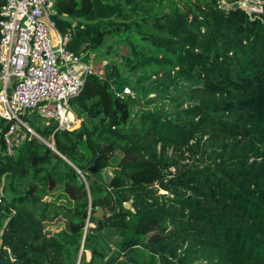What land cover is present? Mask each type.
<instances>
[{
  "label": "trees",
  "instance_id": "16d2710c",
  "mask_svg": "<svg viewBox=\"0 0 264 264\" xmlns=\"http://www.w3.org/2000/svg\"><path fill=\"white\" fill-rule=\"evenodd\" d=\"M225 1L54 0L75 53L115 34L128 76L177 81L188 103L161 111L117 96L122 75L111 61L69 98L78 128L31 122L54 149L31 136L7 154L1 142L2 257L264 264V0L250 13Z\"/></svg>",
  "mask_w": 264,
  "mask_h": 264
},
{
  "label": "built area",
  "instance_id": "2783aa9c",
  "mask_svg": "<svg viewBox=\"0 0 264 264\" xmlns=\"http://www.w3.org/2000/svg\"><path fill=\"white\" fill-rule=\"evenodd\" d=\"M262 1L238 3L250 13L262 11ZM53 13L54 0H2L0 6V148L2 142L7 154L31 136L54 148L53 136H42L22 114L26 109L35 110L41 116L34 120L37 125L53 120L57 122L55 130L73 129L77 116L69 98L94 71L90 61L68 47L73 30H58L50 18ZM114 92L120 97L133 94L127 85ZM1 202L4 196L0 191Z\"/></svg>",
  "mask_w": 264,
  "mask_h": 264
},
{
  "label": "rangeland",
  "instance_id": "374dc122",
  "mask_svg": "<svg viewBox=\"0 0 264 264\" xmlns=\"http://www.w3.org/2000/svg\"><path fill=\"white\" fill-rule=\"evenodd\" d=\"M250 2L255 3V0H250ZM221 3L225 6L231 5L225 0H221ZM116 37L117 35L115 34L106 35L104 42L98 47L93 48L91 54L90 52H87L86 54L81 55L82 60H85L87 62L90 61L92 64V69L102 76L106 75L107 69L110 68V62L114 61V63H116L119 67L120 73L122 75V87L125 85L130 87L132 93L140 99L141 107H146L147 105H149L150 107H153L157 110L164 111L167 109L178 108L188 103L186 97L179 92L180 83H178L177 81H173L169 86L165 87L161 86L159 84V81L154 77L144 80L136 76H128V73H126V71L122 68L120 54H117V52H115L118 49H123V43L116 42ZM109 42H113L110 51L108 50ZM115 89L118 88L116 87ZM159 91H162L163 93H168V96H164L163 93ZM160 95L162 97H160ZM148 99H150V103L147 102ZM138 107H140V105ZM22 117L30 122H33L34 120L39 119V117L41 116L35 110L26 109L22 114ZM78 119L80 118L75 117V123L73 125L74 128H78L80 126L81 122ZM101 172L104 177H108L110 175L109 168L102 169ZM5 182L3 181V183ZM128 204L129 203L126 202V205ZM89 257L90 252L86 251V258L88 259Z\"/></svg>",
  "mask_w": 264,
  "mask_h": 264
},
{
  "label": "water",
  "instance_id": "95a60500",
  "mask_svg": "<svg viewBox=\"0 0 264 264\" xmlns=\"http://www.w3.org/2000/svg\"><path fill=\"white\" fill-rule=\"evenodd\" d=\"M232 6H233V7H238V6H239L238 1L233 2V3H232ZM57 16H58L57 13L50 14V18H51V19H55ZM43 19H44L45 21H47V18H46L45 16H43ZM53 149H54V148H53ZM58 154H60V153L56 151L55 155L57 156ZM92 169H95V167L93 166ZM103 213H104V209H103V207H102V206H98V207H97V210L95 211V214L98 215V216H102ZM98 234L100 235V237H102V233H101V231H99ZM102 240H103V242L105 243V245L107 246V248L109 249V251H111L112 247L110 246V244H109L104 238H102ZM0 262H4V263H8V264H13V263H14V260L11 259V258L6 259V258H4V257H2V256L0 255Z\"/></svg>",
  "mask_w": 264,
  "mask_h": 264
},
{
  "label": "bare ground",
  "instance_id": "6f19581e",
  "mask_svg": "<svg viewBox=\"0 0 264 264\" xmlns=\"http://www.w3.org/2000/svg\"><path fill=\"white\" fill-rule=\"evenodd\" d=\"M69 117H73V114L71 112L69 113Z\"/></svg>",
  "mask_w": 264,
  "mask_h": 264
}]
</instances>
